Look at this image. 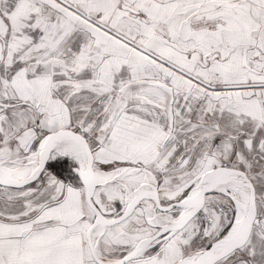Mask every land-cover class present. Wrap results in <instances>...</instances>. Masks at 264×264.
I'll return each mask as SVG.
<instances>
[{
  "label": "snow or ice",
  "instance_id": "obj_1",
  "mask_svg": "<svg viewBox=\"0 0 264 264\" xmlns=\"http://www.w3.org/2000/svg\"><path fill=\"white\" fill-rule=\"evenodd\" d=\"M0 264H264V0H0Z\"/></svg>",
  "mask_w": 264,
  "mask_h": 264
}]
</instances>
